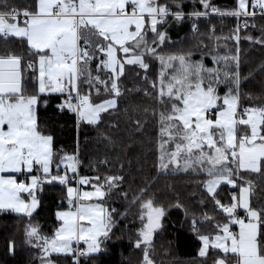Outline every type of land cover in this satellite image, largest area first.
<instances>
[{
    "label": "snow or ice",
    "instance_id": "1",
    "mask_svg": "<svg viewBox=\"0 0 264 264\" xmlns=\"http://www.w3.org/2000/svg\"><path fill=\"white\" fill-rule=\"evenodd\" d=\"M198 2L203 11L187 15L243 18L233 36L225 37L237 44L239 32L249 27L248 20L257 16V10L264 18V0H238L230 11H222L210 0ZM3 9L0 39L14 38L25 47L19 54L0 55V210L32 218L40 203L35 193L42 183L56 181L67 188L69 208L56 213L61 224L53 235H43L32 223L25 229L27 243L42 252V264H52L49 257L53 254L70 255L74 264H80L81 256L101 251L102 243L110 239L116 212L105 206V200L120 188L124 177L79 176L77 154L60 156L55 165L58 174L52 175L54 138L39 127L40 97L62 94L65 99L57 105L58 111L74 113L78 126L80 122L100 125L107 119L103 114L118 109L126 66H138L147 73L146 56L155 57L161 66L158 79L150 85L161 107L157 166L161 172L191 169L203 173L206 192L226 217V222L215 223L214 235L201 234L198 221L191 220V230L201 242L199 256L207 257L211 248L224 254L214 264H264V207L251 205V182L239 188V196L233 193L230 203L216 199L222 184L237 187L241 171L264 174V107L240 111L238 48L236 55H214L216 67H206L202 60L193 62L190 52L163 55L157 49L167 33L158 31V25L168 18L177 22L186 18L179 3L163 0H35L32 9L22 13L3 0ZM148 31L156 37L151 45ZM193 31L198 32L195 23ZM211 31L214 34L215 29ZM255 42L264 44V38ZM26 72L31 77L26 78ZM32 77L34 92L29 95L27 85L33 84ZM221 84L229 86L223 96L218 92ZM102 91L106 95L95 102L93 94L100 97ZM34 168L41 175L33 174ZM15 174H30L29 182L17 181ZM84 185L92 190L82 191L79 186ZM146 192L142 188L132 198L139 205L141 221L134 246H143V264H154L149 249L166 209L151 197L145 198ZM120 198L127 199L128 193L121 191ZM238 209L245 213L243 217ZM232 225H238L239 231H232ZM80 241L86 245L83 250L78 248ZM8 251L15 254L14 242H9Z\"/></svg>",
    "mask_w": 264,
    "mask_h": 264
},
{
    "label": "trees",
    "instance_id": "2",
    "mask_svg": "<svg viewBox=\"0 0 264 264\" xmlns=\"http://www.w3.org/2000/svg\"><path fill=\"white\" fill-rule=\"evenodd\" d=\"M7 2L22 13L25 9L31 10L35 0ZM163 2L179 3L186 18L179 22L168 18L166 23L159 25L158 31L166 33L168 30L172 37L160 45L157 51L162 49L163 55L190 52L193 62L202 60L206 67H216L212 60L214 55H236L238 48L240 110L264 107V44L255 42L264 38L262 15L257 11L255 18H249V27L239 32L240 40L237 44L233 39L226 40L225 37L233 36L237 24H243V18L237 20L232 16L212 13L197 19L187 14L203 11L198 0ZM237 2L238 0H210L212 5L222 11L235 9ZM3 10V0H0V11ZM194 23L198 32L193 31ZM213 28L214 34L211 31ZM249 36L253 39H247ZM147 39L151 45L156 37L150 32ZM24 47L14 38L7 41L0 39V55L12 52L19 54ZM145 58L150 65L147 73L138 66H126L125 76L120 81L122 96L118 101V109L111 115L103 114L107 119L100 125L80 122L78 126L74 113L58 111L57 105L64 100L62 94L53 93L40 97L37 107L39 127L54 138L53 175L58 174L55 165L60 156L77 154L80 161L79 176L92 178L98 174L101 177L115 174L124 177L120 188L105 200L110 210L116 209L110 239L102 243L100 252L81 257L80 264H143V246L141 249L134 246L141 227L138 216L140 208L132 198L139 195L140 190L145 187V198L151 197L166 209L162 227L154 233L152 247L149 249L154 264H214L215 260L224 258V254L210 249L207 257L199 256L201 242L197 233L191 230V220L195 218L198 221L197 227L201 234L214 235L215 223L226 222L225 214L220 212L206 192L203 186L206 176L203 173L193 172L191 169L188 172L159 170L157 164L162 137L158 113L161 107L157 104L155 92L150 85L158 79L161 66L155 57ZM133 67L134 71H130ZM93 72L95 73L94 64ZM145 75L147 81L144 79ZM25 77L29 78L31 74L26 72ZM32 81L33 84L27 85L26 94L34 92V77ZM228 87L219 85V94L223 96ZM105 95L103 91L100 97L93 94V100L98 102ZM61 172L60 169L59 173ZM240 177L242 179H237L238 185H248L251 182V205L255 208L264 207V174L241 171ZM236 190L237 188L222 184L217 190L216 199H220L222 203H230V197ZM121 191L128 193L127 199L120 198ZM38 199L39 207L32 218L0 210V264H42V252L27 243L25 229L32 223L39 226L43 235H53L60 224L57 211L68 206L67 188L56 181L44 182L38 192ZM177 203L182 207H176ZM239 214L244 213L240 210ZM205 216L212 219H205ZM231 227L237 229L236 225ZM9 242L15 244L14 255L8 251ZM49 259L52 264H74L70 255L54 254ZM228 259L232 258L229 256Z\"/></svg>",
    "mask_w": 264,
    "mask_h": 264
},
{
    "label": "rangeland",
    "instance_id": "3",
    "mask_svg": "<svg viewBox=\"0 0 264 264\" xmlns=\"http://www.w3.org/2000/svg\"><path fill=\"white\" fill-rule=\"evenodd\" d=\"M258 12H259V10H258ZM169 35V37H172V36H170V33L168 34ZM99 102V101H98ZM241 111V110H240ZM54 158V157H53ZM53 165H54V161H53ZM61 168H63V167H61ZM63 171V170H62ZM35 172V173H34ZM37 172H38V175H41V173L37 170V168H34L33 169V174H37ZM52 172H54V166L52 167ZM61 175L63 174V172H61L60 173ZM7 175V174H6ZM16 175V179H17V181H24V182H29V175L30 174H28V175H24V174H15ZM53 175V174H52ZM69 175H71V173H69ZM72 184V186H77L75 183H71ZM241 186H248V185H238V182H237V190H236V192H234V193H236V195L237 196H239V188L241 187ZM80 188H81V190L83 191V190H87V191H91L92 189H91V187H88L87 185H84V186H79ZM231 187V186H230ZM39 190H40V188H39ZM39 190L38 191H36V193H35V195H36V198L38 199V192H39ZM25 194V195H24ZM21 196L24 198V199H26V200H29L30 199V197L28 196V194L27 193H22L21 194ZM39 200V199H38ZM66 201H67V199H66ZM250 202H251V190H250ZM105 206L110 210V208L106 205V203H105ZM68 208H69V205L66 207V208H62V209H60V210H58V211H66V210H68ZM240 210H242V209H240ZM57 211V212H58ZM243 211V210H242ZM244 213V212H243ZM241 215H245V213L244 214H241ZM60 222V224H61V221H59ZM60 224H59V226H60ZM237 226V229L235 228V227H231V230L232 231H234V232H237V231H239V226L238 225H236ZM236 229V230H235ZM75 244V243H74ZM79 244L82 246V248H86V245L84 244V242L83 241H80L79 242ZM101 249H102V245H101ZM211 249V248H210ZM209 249V250H210ZM94 254V253H93ZM54 255V254H53Z\"/></svg>",
    "mask_w": 264,
    "mask_h": 264
},
{
    "label": "crops",
    "instance_id": "4",
    "mask_svg": "<svg viewBox=\"0 0 264 264\" xmlns=\"http://www.w3.org/2000/svg\"><path fill=\"white\" fill-rule=\"evenodd\" d=\"M20 20H21V22L23 21V17H22V16L20 17ZM21 26H22V25H21ZM158 29H159V25H158ZM149 33H150V31H148V34H149ZM166 33H167L166 40H167L168 38L170 39V37H169V35H168V34H169V31L167 30ZM166 40H165V41H166ZM61 170H63V168H61ZM57 171H58V170H57ZM62 172H63V171H62ZM34 173H35V172H34ZM53 173H54V172H52V174H53ZM59 174H60V173H59ZM36 175H38V172H37ZM41 185H42V184H41ZM40 187H41V186H40ZM217 190H218V189H217ZM24 195H25V194H24ZM237 232H238V231H237ZM81 247H82V246H81ZM83 249H84V248H83Z\"/></svg>",
    "mask_w": 264,
    "mask_h": 264
},
{
    "label": "built area",
    "instance_id": "5",
    "mask_svg": "<svg viewBox=\"0 0 264 264\" xmlns=\"http://www.w3.org/2000/svg\"><path fill=\"white\" fill-rule=\"evenodd\" d=\"M257 11H258V10H257ZM213 14H214V13H213ZM63 99H65V96H64V95H63ZM70 176H71V175H70ZM239 211H240V209H238V213H239ZM239 215L243 217V215H241V214H239ZM74 247H77V245L74 244ZM78 248L81 249V250H83V248L81 247L80 244L78 245ZM81 257H83V256H81ZM81 257H80V258H81Z\"/></svg>",
    "mask_w": 264,
    "mask_h": 264
}]
</instances>
